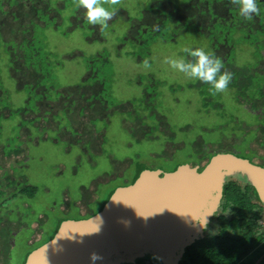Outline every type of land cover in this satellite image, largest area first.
Wrapping results in <instances>:
<instances>
[{
    "label": "rangeland",
    "instance_id": "obj_1",
    "mask_svg": "<svg viewBox=\"0 0 264 264\" xmlns=\"http://www.w3.org/2000/svg\"><path fill=\"white\" fill-rule=\"evenodd\" d=\"M167 1L181 3L185 0ZM47 2L49 3V0H45L44 3L41 2L39 8L43 9L44 4ZM51 2H53L56 8H61L64 4L63 0H51ZM73 2L74 0H66V6L63 11L55 10V12L61 15L54 19L56 25L52 22L55 27L58 26L57 30L50 32L45 31V28L40 29V31H43L45 37L44 43L39 42L38 44L35 40L34 45L37 53L30 50L34 52L32 53L34 58L32 56L29 59L26 58L27 62L29 60L33 64H41L40 67L42 69H40V72H43V77L45 78L42 81V85L45 88L49 85L54 89L55 82L60 85L62 84V86L64 84L72 85L78 83L79 80H75L79 78V74L83 76L86 73L85 71L88 70L87 62L91 59L94 52L101 51L103 53L106 51L109 53L106 60L99 59L89 67H91L92 71L97 72V82L103 83L104 100L107 101L108 106H114L119 110L127 112L121 113V111H116L113 115L109 116V121L104 118L105 114L102 113L100 115L99 111L95 113L90 112L89 115H86L91 118L100 117L101 119L103 117V120L107 121L106 124L98 125L105 133L102 135V131H99L100 133L96 135L98 140L94 144V148H96L97 142H100V139H102V151L100 154L94 156L90 155V152V157L83 156L82 161L84 160L87 163H83L84 167L82 170L79 171L77 169L79 172L74 176H72L73 169L69 166L74 160L63 154L65 146L60 143H50V139L54 138L55 134L57 139L64 138V133H61L60 129H53L60 126L58 125V120L53 119V116L57 118L55 116L56 107L52 111L45 107V110H39L40 112L36 113H39L36 116H43L45 118V128H52L51 132L45 131L39 133L31 130L29 123L25 121L20 122V114V116L12 115L1 120L0 191L4 193L15 192L24 185L36 188V192L32 198L21 196L16 200L10 201L11 203H8L9 200L7 198L0 201L2 206H7L6 209H2L4 212H13V216L16 212H19L20 216H17L19 220H8V224L12 227L18 225L20 228L19 233L22 231L26 232L27 230L30 233L33 231V233H37L38 229L44 225L43 230L47 233L48 229L52 227L51 221H53L54 215H56L54 209H57L61 205L60 201L64 200V187H69L70 199H75L77 196L80 197L81 192L78 190L79 182H84L88 185L86 188L89 187V184H87L89 180L95 176H100L103 171L102 169H107L110 166L111 157L123 162L125 160H131L133 163H136L137 160L146 161L147 163H152V165H162V167L169 169L171 165L188 162L186 153H182V149L189 146V142L194 143L197 140L206 147L205 149L209 148L207 150L209 153H219L221 150L231 151L233 149L235 150L232 151L233 153L247 154L253 161L263 163L261 165L264 166V141H261L264 140V135L262 136L261 132V130L264 131V122L261 123L262 126L259 124V117L261 118L264 115V96L259 98L260 90L264 94V75L260 77L255 74L252 80H246L245 83L248 85V93H253L254 97L258 99L255 103L258 104L257 106L261 111H254L247 106V102H242V98L238 99L234 96L235 92L237 93V90L240 88L239 81H237L238 78L234 80L233 74L225 92L213 94L211 85L208 91H205L206 89L202 85H197V88H193L189 85H193V82H196L195 79L187 77L184 73H180V71L165 62L167 59H186L184 49L195 50V46L192 43H202V41L196 40L194 35L189 34L190 31L182 33L181 36L179 34L177 38H174V40H177L173 42L169 38L170 30L167 28L158 40L156 47L153 48V51L151 50L152 54H150V58L147 56L144 58L143 62L148 58L147 61L150 65V68H145L144 63L138 56L134 57L126 53L129 50L133 52L134 46L128 45L129 48L119 49V46H121L120 40H122L123 36L122 33L125 32V28L128 26L126 23H120L119 19H124L127 15L120 16L117 20L118 22L114 25H112L114 22L110 23L114 17L109 20L107 29L101 33L104 41L100 39L99 41L102 42H94L91 46L85 43L86 37L82 31L73 30L70 33L64 34V30L70 25V20L73 23V27L75 22H79L82 19L79 10L83 8H78L74 14ZM163 3L161 4L163 5ZM104 6L109 8V10L114 8V6ZM120 6L126 7L124 10L137 19L131 20L132 25L140 23L138 20H141L142 12L147 6L148 8L152 7L151 0H121ZM164 6L167 5L164 3ZM154 8L157 9L156 4ZM73 14L75 17L69 20V17L73 16ZM49 15L52 17L54 13L51 12ZM156 19H146V23L144 22L143 25L149 26L152 23L153 26H158L160 21ZM92 29L97 32L101 28L96 25V28L92 27ZM189 35L191 36L189 37ZM234 37L235 31L233 30L229 39L232 40ZM242 42L236 46V48L239 46L240 48L230 50L225 60L226 65L229 67L223 72L234 73L237 67H244L248 71V74H250L251 71L249 70L252 67H256L258 63L256 62V56L258 54L250 53L251 50L244 47L248 45V42L244 46L241 44ZM199 45L207 52L206 46L200 43ZM145 47L146 45L137 46L136 54L142 55L143 52H146ZM92 49L93 51H91ZM70 51H72L70 57H74V59L67 60L64 64H61V61L59 63L56 53L65 55L69 54ZM157 52L161 56L159 55L155 58V54L153 53ZM220 53L224 54L222 51ZM137 58L142 62L141 64L136 60ZM56 63L58 64L56 65ZM263 68L264 65L261 64L258 69H253L252 71L260 74ZM140 73H153L160 79L158 81L160 82V86L156 88L155 99L148 97L147 94L150 93V88L144 85L145 82H139L137 74ZM247 81H250V83H247ZM169 83L176 85L177 89L175 91L171 90V84ZM198 88L201 89L200 92ZM47 90L49 93H52L49 87ZM27 91L28 89L22 90L21 98L18 95L10 94L12 97L10 105L12 110L26 96ZM203 92H205L204 97H202ZM245 98L244 101H246ZM29 114L27 113L26 116ZM135 114L138 117L133 118ZM32 116L34 115L30 114V117ZM38 121V123H35V126L40 128L39 125H41L40 123L43 120L39 117ZM18 123L23 128L30 130L31 143L36 140L44 141L43 144H38L39 149L37 151L29 148L30 140L18 128ZM154 125L157 126L156 129H153L156 132L149 134L148 139L150 141L147 144L135 142L136 140L133 136L135 135L136 138L140 136L138 130L148 132L149 129L152 130L151 128ZM257 126L260 127V130ZM244 128H247L249 131L246 132ZM250 130H254L255 132ZM169 138L173 139L169 141ZM17 147H21L19 149L20 152H23L21 155H17L19 152L15 154L14 151L9 156L1 153L2 149H4V152H7ZM24 150H26L25 153ZM148 154H151L154 158L150 159ZM90 161L93 165L89 163ZM128 163L130 162L128 161ZM64 164H68L65 169L59 166ZM25 165H27L25 170H17L19 167L24 168ZM122 167L120 166V168ZM100 185L102 184H98V187ZM102 192L104 191L102 190ZM220 201L217 203L214 212L220 210ZM52 202L56 203L55 206H53ZM28 204L31 205L32 209L27 211L25 207ZM259 225L261 229H264V219L259 222ZM30 235L32 237L27 240ZM19 237L23 238L21 240L24 242L25 247L20 243ZM45 238L46 236H33V234L28 233L19 234L15 239L12 236L10 242H14L15 247L9 255V264H21L24 258V250L28 251L38 246L45 241ZM150 262L147 260L143 264H150ZM254 264H264V252L259 259L255 260Z\"/></svg>",
    "mask_w": 264,
    "mask_h": 264
},
{
    "label": "flooded vegetation",
    "instance_id": "obj_2",
    "mask_svg": "<svg viewBox=\"0 0 264 264\" xmlns=\"http://www.w3.org/2000/svg\"><path fill=\"white\" fill-rule=\"evenodd\" d=\"M63 1L64 4L62 5L61 8L60 7L56 8L53 2L49 0V3L48 2L45 3L44 4L45 6H43V9H41L39 8L40 3L41 2L44 3L45 0H16V2H14L13 5H11L12 7L8 10V13L5 14L3 17H1L0 19V121L6 119L9 116L20 114L21 115V118L19 119L20 122L25 121L29 123L30 129L33 131H37L41 133L45 131L51 132L53 129L55 130L60 129L61 133H64L63 135L64 138L57 139L55 134L54 138L56 139L51 138L50 143H54V144L60 143L65 146V151H63V154L74 160L73 163L69 164V166H71L73 169L72 176H74L76 175V173L82 170V168L84 167L83 163H87L84 160L82 161L83 156H89V152L90 155L94 156L96 154H100V152L102 151L101 148L102 139H100V142H97V146L96 148H94L95 147L94 144L96 140H98V137H96V135L101 131H102L101 132L102 135L105 133V131L101 130L98 127V125L106 124V122L109 121V116L113 115L116 111L117 112L121 111V113H126L127 111L119 110L114 106L111 107L108 106L107 101L104 100V94H103L104 89L102 88L103 83H101L100 81L97 82L98 81L96 78L97 73L92 72L91 67H88V70L85 71L86 73L83 76L80 74L78 75L79 78L75 80V81L79 80L78 83H74L72 85L64 84V86H62V84L60 85L55 82L54 89L48 85L52 93L51 92L49 93V91L47 90L48 87L45 88L42 84L37 85L40 75L38 72L33 71L31 66H34V64L29 62V60L27 63V60L24 59L25 57L23 56L24 50H22L21 48L25 46L24 40H30L32 37H35V35L38 34L37 31L33 32L34 26L45 28V31H50V32L52 30L58 29V26L55 27L56 23L54 19L56 17H60L61 15H59L58 12H55V10H59V11L64 10L66 6V0ZM162 2H164L167 6H164V3L162 5L161 4ZM182 2L175 3L167 0H156V1L151 0L152 7L148 8L147 6L148 9L146 8L144 9L145 12L144 10L142 12L141 20H138L140 21V23H135L133 25L131 23V20L136 18L133 17L132 15H129L124 10V8L126 7H122L120 5L114 6V8L117 9V11L116 14L113 16L114 19L110 21V23L114 22L112 25L118 22L117 20L120 16L127 15L124 17V19L123 18L119 19L121 21L120 23L128 24V26L125 28V32L122 33L123 36H122V40L120 41L121 46H119V49L129 48L128 45H132L134 46V49H136L137 46H141L144 42H146L147 44L148 39H150L151 42L153 41L152 42L153 47L151 48L150 47L151 44H150L148 48L150 49V51L151 50L153 51V48L156 47L158 40L162 36V34L160 35L156 34L158 30V26L162 25L161 22L166 20L169 23L168 25V28L170 30L169 38L171 39V41L175 42L177 39L174 40V38L175 37L177 38L179 34L181 36L182 33L186 31H190L189 34L194 35L196 37V40L202 41V43L201 42L192 43L195 46V49L201 48V46L199 45L200 43L207 47V53L214 54L215 57H218L222 60L224 67L221 69V73L229 67L228 65H226L225 60L226 57H228L230 50L240 48V46L237 48L236 46L242 41L243 42L241 44L243 46L245 43L248 42V45L244 47L248 50H251L250 53L258 54V56H256L257 57L256 62H258L256 64V67H252L249 71H251L252 75L253 74L260 75L263 73L264 68L262 69V72L260 74L255 73L256 71H252V70L258 69V67L261 64L264 65V0H257V4L260 9V12L259 15H254L251 20L242 17L239 14L238 6L232 4L231 0H185ZM4 4L6 6L5 2ZM72 4L74 6V10H75L74 14H75L78 8L75 6V2H73ZM155 4L157 6V9L154 8ZM47 6L48 8H46ZM79 11L80 14L82 15V19L79 22H75L74 26L72 27L73 23L70 20V18L75 17V15L73 14V16H70L69 17L70 25L68 28L64 30V34L70 33L73 30L82 31L85 34L86 37L85 43L88 46L93 45L94 42L104 41L103 38L101 37V33L103 31L99 29V31L95 32L94 29H92V27L96 28V25L93 26L88 24L85 17V10L80 9ZM51 12L54 13L52 17H50L49 15V13ZM149 18L152 19L157 18L156 20L160 21L159 22L160 24L158 23L159 24L158 26L156 25L153 26L151 23L149 26H144L143 23L145 22L146 19L149 20ZM52 22L55 25L52 24ZM233 30L235 31V37L234 39L231 40L229 39V37ZM191 35H189V37ZM100 39L102 41H99ZM91 51H93V49ZM221 51L224 54H221L220 53ZM126 53L132 54L130 50L127 51ZM71 54L72 51H70L69 54L62 55V58H65L67 60L74 59V57H70ZM107 54L109 53H107L106 51L103 52V55L101 54V51L94 52L88 63L94 64L99 59L106 60ZM153 54H155L154 55L155 58L160 55L158 52ZM146 56L150 58L151 55L149 54ZM138 58L140 59L139 56ZM138 58L136 60L140 61ZM185 61L194 62V58L191 57L188 53H186ZM29 64H31V66H29ZM242 71H246L244 67L243 68L237 67L235 70V72H240V73H243ZM137 77L139 78V82H145L144 85H147V87L150 88L149 91L150 93L147 94L148 97H153L155 99L156 88L160 86V82H158L160 79L158 78V76H156V74L153 73H148V74L140 73L137 74ZM241 78L242 77H239V80H241ZM195 81L196 82H193V85L190 84L189 86L193 88H197L196 87L197 85L198 86L202 85L206 89L205 91H208L210 84L202 82L198 79H195ZM25 82L30 83L28 87L26 86L28 89V91L26 92V96H24L19 101L17 106L14 108V110H12L10 107L12 103V97L10 94L12 93L14 95H18L19 98H21V94ZM52 83H54V81H52ZM169 84H171L170 86L171 88L177 89L176 85H173L172 83ZM41 90H43L42 93L40 92ZM233 90L236 91L235 89ZM198 91L200 92L201 89L198 88ZM248 94L249 93L247 88L246 91L247 96H245L246 101L243 100V102L245 103L247 102V106L252 108L254 111H261V109L257 106L258 104L255 103V101H257L258 99L254 98L252 101L249 102L250 98L248 97ZM204 96H205V92H203L202 94V97ZM45 107L50 109V111L54 110V108L56 107L55 116H57L58 119L54 116L53 119L58 120V125L60 126L54 127L53 129L52 128L49 129L50 127L45 128L46 125V123H44L45 118L43 116H36L39 114L36 113L40 112L39 110L41 111L45 110ZM98 111L100 115H102V113L105 114L104 118L107 121L103 120V117L100 119V117L91 118L86 116L89 115L90 112L95 113ZM27 113L33 114L34 116L30 117V114L26 116ZM39 117L43 120V122L40 123L41 124L39 125L40 128H37V126H35L36 125L35 123L39 122L38 121ZM136 117H138L137 114H135L133 118ZM123 121L125 120L123 119ZM263 122H264V115L261 118L259 117V124ZM158 125L161 130V126L159 122ZM156 127L157 126L154 125L151 128L152 130L149 129L148 132H142L141 130H138L140 136L137 138L135 135L133 136L134 139L136 140L135 142L147 144V142L150 141V139H148L149 134L156 132V130H153L156 129ZM0 128H1V124H0ZM18 128H20L23 131L24 135L27 138H29L30 149L37 151L39 149L38 144L40 145L44 143L43 140L41 141L36 140L35 142L31 143L30 130L23 128L20 123H18ZM258 128L260 130V127ZM244 129L246 130V132L249 131L247 128ZM250 131H254V130H250ZM261 132L263 136L264 131L261 130ZM66 135L67 138L65 139ZM172 139L173 138H169L168 140L170 141ZM189 144H190L189 146L184 147L182 149V153L183 152L186 153L188 162L178 165H171L169 169L162 167V165L160 166L152 165V163H147L146 161L142 162L140 160H137L136 163H133L131 160H125L123 162L121 160L113 159L112 157L111 158L109 157L111 162L110 166L107 169L106 168L102 169L103 171L101 172L100 176H95L92 179H90L89 182L87 183L89 184V187L86 188V186L88 185H86L84 182H79L78 190L81 192L80 197L77 196L75 199H70L69 187H64L65 189V191L63 192L64 200L60 201L61 205H59L57 209H54V212L56 211V215H54V219L53 221H51L52 227L48 229L49 231L47 233L44 232L43 230L44 225L42 228L38 229L37 233H33L34 231L30 233L28 232V230L26 232L22 231L23 233L22 232L19 233L20 228L18 227V225L12 227L10 224H8V220L10 221H13V219L19 220L17 217L19 215L18 214L19 212H16L14 216H11L13 212L12 213L9 211L4 212L2 209H6L7 206H2L0 204V216L2 219L0 224V258H1L0 263L3 264L5 256L7 260H9V255L11 253V250H13V248L15 247L14 242L12 243L10 242L12 240V236L13 239H15L19 234H24V233L33 234V236L34 235L46 236L45 241L40 243L38 246L28 251H26V249L24 250L23 254H24V258L26 259L27 255L30 252L34 251L35 249H37L38 247H40L41 245H43L53 237L61 222L68 220L80 221L92 217L101 210L105 202L109 199L110 195L116 189L130 188L133 185L134 181L137 179L141 171L144 170L155 171L157 172L156 173L157 177L161 178L164 176V174L172 173L178 167L186 166L199 173L213 159L218 157L220 154H232L233 153L232 151H235L231 149V151L221 150L219 151V153L218 152L209 153L207 151L209 148L205 149L206 147L200 144V142H198L197 140L194 143L189 142ZM20 148L21 147L13 148L12 150H8L7 152L6 151L4 152V149H2L1 153H3V155L5 154L6 156L7 155L9 156L14 151L15 154L19 152L17 155H21L23 152L19 151ZM228 148H232V147H228ZM220 149L222 148L220 147ZM25 152L26 150H24V153ZM148 155L150 156V159L154 158L151 156V154ZM128 161L130 163H128ZM246 161L258 167L264 168V166L261 165L263 163H256L255 161H253V159H251V161L249 160ZM157 162L161 163L160 161ZM89 163L93 165L91 161ZM67 165L68 164L59 165V166L65 169ZM120 166L123 167L120 168ZM26 168L27 165H25L24 168L19 167L17 170H22V169L25 170ZM228 179L236 180L234 177H228L226 180ZM98 184H102V185L98 187ZM102 190L104 192H102ZM10 193L12 192H8V193L3 192L0 195V201L3 200L4 198H7L9 200L8 203H11L10 201L16 200L21 196L18 195L15 198H10L9 197ZM52 204L53 206H55L56 203L52 202ZM28 205L25 207V209L28 208ZM220 205H221V201H220ZM30 209H32V207ZM218 214H220V210L218 212H214L207 219L209 221L207 224V229L202 230L201 228L200 231L198 232L199 235H201L204 238L208 235L213 234L217 230L215 217ZM2 227L6 228V231H2L1 230ZM30 237L32 236L30 235L27 238V240ZM18 239L20 240V243L23 244L25 247L24 242L21 240L23 238L19 237ZM143 263L144 261L141 264ZM150 264H152V262H150Z\"/></svg>",
    "mask_w": 264,
    "mask_h": 264
},
{
    "label": "water",
    "instance_id": "obj_3",
    "mask_svg": "<svg viewBox=\"0 0 264 264\" xmlns=\"http://www.w3.org/2000/svg\"><path fill=\"white\" fill-rule=\"evenodd\" d=\"M156 173L141 171L92 217L61 222L24 264H90L93 251L104 257L96 264H178L185 248L203 238L201 224L214 213L228 177L250 183L264 207V168L234 154H220L199 173L186 166L161 178Z\"/></svg>",
    "mask_w": 264,
    "mask_h": 264
},
{
    "label": "trees",
    "instance_id": "obj_4",
    "mask_svg": "<svg viewBox=\"0 0 264 264\" xmlns=\"http://www.w3.org/2000/svg\"><path fill=\"white\" fill-rule=\"evenodd\" d=\"M6 3V6L4 4ZM16 0H0V19L5 14L8 13V10L12 7L13 3ZM162 25L158 27L157 35L165 33V30L168 28V21H162ZM39 26L33 27V32H38L35 37H32L30 40H24L25 46L21 49L24 50L23 56L26 58L33 57L34 52L30 51L35 50V40L41 43H44L45 40L43 31H40ZM121 41V40H120ZM36 42V43H37ZM153 42V41H152ZM148 39V43L144 42L142 45H146V52H143L142 55L136 54V49L132 52L131 56H139L140 60H144L146 55L152 54L148 46L153 47V43ZM37 53V52H36ZM56 58L58 62L64 64L67 59L62 58V55L56 53ZM103 55V53H101ZM146 54V55H145ZM133 57V58H134ZM36 59V58H35ZM140 62V64L143 62ZM28 63V62H27ZM144 63V62H143ZM58 63H56L57 65ZM88 67L91 65L87 62ZM41 65V64H40ZM40 65L34 64L32 67L33 71L38 72L40 77L37 85H41L43 79V72H40ZM46 66H49L45 64ZM28 66V65H27ZM94 72V71H92ZM232 73L235 74L234 80L238 78L239 81V92H235V97L242 98L246 95L248 85L245 84L246 80H252L255 77V74H248V71H242ZM97 73V72H94ZM262 74L258 75L262 77ZM239 77H242L239 80ZM243 81H245L243 83ZM250 83V81H247ZM30 83L25 82L24 89H27ZM27 86V87H26ZM175 91V88H171ZM43 90L40 92L42 93ZM259 98L264 94L260 90ZM239 94V96H237ZM249 101L253 100L255 97L253 93H249ZM241 99V100H242ZM257 99V98H255ZM242 100V102H243ZM263 105V104H262ZM24 122V121H23ZM235 154V153H232ZM240 158L251 161V158L247 154L238 153L235 154ZM14 184V183H10ZM36 192V188L30 185H24L18 188L17 191L10 193V198H15L18 195L28 196L32 198ZM3 192L0 191V195ZM20 196V197H21ZM31 208V205H28L27 210ZM13 216V214H11ZM264 219V207L259 202L255 188L248 182L237 181L233 179H228L222 186L221 193V205H220V214L215 217L217 230L200 240L193 242L190 246L186 247L181 261L178 264H254L256 259H259L264 252V229H261L259 222ZM0 216V224H1ZM2 231H6V228L2 227ZM25 259V258H24ZM23 259V261H24ZM23 261L21 264H23ZM143 261H139L137 264H141ZM3 264H8V260L5 256ZM157 264V263H152Z\"/></svg>",
    "mask_w": 264,
    "mask_h": 264
},
{
    "label": "clouds",
    "instance_id": "obj_5",
    "mask_svg": "<svg viewBox=\"0 0 264 264\" xmlns=\"http://www.w3.org/2000/svg\"><path fill=\"white\" fill-rule=\"evenodd\" d=\"M77 8L85 10V17L90 25H99L101 31L107 29L108 21L116 14L117 9L106 8L104 5L116 6L121 4V0H74ZM231 3L238 6L239 14L245 19L251 20L254 15H259L260 9L257 0H231ZM184 52L194 58V62H186L185 59H167L165 62L170 64L174 69L184 73L187 77L198 79L212 86L213 94L225 92L232 79V73L223 72L221 69L224 64L220 58L205 52L204 49L198 48L191 50L185 48ZM144 67L150 68L147 60L144 61ZM206 217V216H205ZM204 217L202 230L207 229L208 220ZM125 226L128 222H124ZM100 232L97 230L96 234ZM83 243V240L77 241ZM159 259L158 257H155ZM90 264H96L97 261H102L104 257L98 252H90L88 255Z\"/></svg>",
    "mask_w": 264,
    "mask_h": 264
}]
</instances>
